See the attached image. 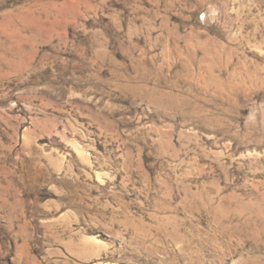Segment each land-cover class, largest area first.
I'll return each instance as SVG.
<instances>
[{
	"label": "rangeland",
	"instance_id": "374dc122",
	"mask_svg": "<svg viewBox=\"0 0 264 264\" xmlns=\"http://www.w3.org/2000/svg\"><path fill=\"white\" fill-rule=\"evenodd\" d=\"M0 264H264V0H0Z\"/></svg>",
	"mask_w": 264,
	"mask_h": 264
}]
</instances>
